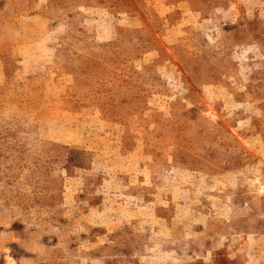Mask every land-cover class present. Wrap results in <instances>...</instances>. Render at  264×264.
<instances>
[{
	"label": "rangeland",
	"instance_id": "obj_1",
	"mask_svg": "<svg viewBox=\"0 0 264 264\" xmlns=\"http://www.w3.org/2000/svg\"><path fill=\"white\" fill-rule=\"evenodd\" d=\"M0 264H264V0H0Z\"/></svg>",
	"mask_w": 264,
	"mask_h": 264
}]
</instances>
